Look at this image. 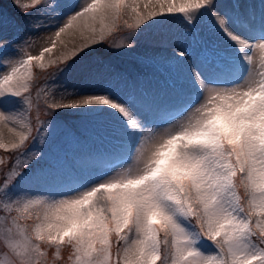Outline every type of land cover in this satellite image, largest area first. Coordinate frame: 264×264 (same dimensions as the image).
<instances>
[{
    "label": "snow or ice",
    "instance_id": "6c2138e0",
    "mask_svg": "<svg viewBox=\"0 0 264 264\" xmlns=\"http://www.w3.org/2000/svg\"><path fill=\"white\" fill-rule=\"evenodd\" d=\"M11 4L16 18L0 12V123L11 125L17 139L0 140L7 153L0 156V264H264V0L259 16L244 0H180L178 8L177 0ZM153 4L159 10H149ZM41 13L57 22L46 25L36 18ZM177 22L190 41L174 49L173 62L197 60L188 69L194 91L167 109L168 126L149 119L160 110L153 98L135 88L122 98L108 82L85 93H49L43 106L49 119H41L34 67L47 91L48 81L104 43L128 52L154 25ZM114 31L126 32L125 44L111 45ZM42 32L51 34L38 55L29 54ZM77 32L78 45L61 40ZM212 36L223 37L231 51L219 50ZM57 41L73 47L49 59L48 71L45 54ZM95 75L92 66L80 69L82 79ZM66 111L116 118L113 148L86 158H103L106 167L79 187L32 197L20 186L44 177L29 176L41 158L30 144H44Z\"/></svg>",
    "mask_w": 264,
    "mask_h": 264
},
{
    "label": "rangeland",
    "instance_id": "374dc122",
    "mask_svg": "<svg viewBox=\"0 0 264 264\" xmlns=\"http://www.w3.org/2000/svg\"><path fill=\"white\" fill-rule=\"evenodd\" d=\"M147 0H145V3ZM222 4L228 3V0H221ZM248 8L253 9L257 16L261 11V0H244ZM180 6V0H177L176 8ZM158 5H149V10ZM167 5H165V11ZM140 11L145 12L143 4L140 6ZM0 12L7 18H16L17 10L11 4V0H2L0 4ZM37 19L44 21L46 25L55 24L57 21L49 20V17L43 13ZM135 17L130 19L134 22ZM73 30L70 29L69 32ZM19 34V33H18ZM50 32H42L40 38L37 39L33 47L28 49L29 54L38 55L41 47L45 44V40ZM204 35L210 36L207 28H204ZM212 42L216 47L225 52H230V46L223 37L212 36ZM61 40L66 42L74 41L76 45L80 43L79 33L75 37H70L67 33L62 34ZM127 34L124 31H114L108 37L111 45H123L126 43ZM190 41V36L177 22L174 24L154 25L151 29L144 32L135 48L128 52H119L120 49L110 47L108 42L103 46L97 47L95 51H91L88 55L83 56L73 68L63 74L57 81H48V89L45 91L44 73L40 68H33V76L38 77L33 81L39 87L32 88V96L36 97L37 92L41 93L39 104L41 106V119L47 120L49 117L44 115V99L49 93H55L56 98L61 92H90L101 89L106 82L110 84L111 90L116 95L125 98L128 91L135 88L136 91L142 92L153 98L160 110H153L148 113L149 119H155L163 126H168L165 121L168 119L167 109L179 107L188 101L194 91V86L191 83L189 67L196 61L194 55L192 60L185 64L177 65L173 62L174 49L178 47H187ZM73 47V43H68L65 48L59 41L57 47L52 53H46L43 61L46 69L49 59L56 60L62 52H67ZM115 51V52H113ZM254 63L257 65V72L260 71L259 55L254 57ZM37 62H34V64ZM92 66L96 70V79L86 80L80 76L82 66ZM54 67V65H53ZM35 119V111L31 114ZM55 124L50 128V136H45V143L34 140L30 144L31 152H40L41 158L33 164V168L38 169L37 173H29L32 175H42L44 178L40 180L25 181L20 187L21 190L32 197H45L49 195H59L66 191L68 187H79L81 180L84 177H91L105 169L106 162L103 158L87 160V157L96 156L98 153L110 151L114 146V137L112 129L116 125V118L112 116L98 117L93 113L81 111H66L61 112L55 117ZM92 121L99 124V127L93 129L90 127ZM11 125L0 123V140L9 143L17 139L12 132L9 131ZM19 126H17L18 129ZM71 152L79 154V157L74 163L65 166V170L59 172L56 176L45 174L44 172L51 171L57 162L65 159V154ZM0 156L6 157L7 153L0 149ZM34 159V158H33ZM26 159H21V164ZM53 163V164H52ZM52 164V166H50ZM41 173V174H39ZM68 185V186H66ZM66 186V187H65ZM35 211V209H33ZM67 250L62 252V255L67 257Z\"/></svg>",
    "mask_w": 264,
    "mask_h": 264
},
{
    "label": "trees",
    "instance_id": "16d2710c",
    "mask_svg": "<svg viewBox=\"0 0 264 264\" xmlns=\"http://www.w3.org/2000/svg\"><path fill=\"white\" fill-rule=\"evenodd\" d=\"M7 18H9V13H7ZM95 76H97V75H95ZM94 79H96V78H94ZM90 127H92L93 129H96V127H99V124H97V123H95L94 121H92V124L90 125ZM79 157V154H73V153H71V152H68V153H66L65 154V159H63V161L61 162V161H59V162H57L54 166H52V164L50 165V166H52V170L51 171H47V172H44L43 173V175H45V174H51L52 176H56L59 172H62V170H65L64 168H65V166L67 165L68 166V163H69V161H70V165L72 164V163H74L75 162V160L77 159ZM34 160V159H33ZM25 162H27V161H25ZM36 161L34 160V162L32 163V165H31V167L33 168V164L35 163ZM24 163V162H23ZM22 163V164H23ZM37 170L38 169H36V168H33L32 169V173H37ZM39 174H41V173H39ZM38 175V174H37ZM66 186H68V185H66ZM65 186V187H66Z\"/></svg>",
    "mask_w": 264,
    "mask_h": 264
}]
</instances>
